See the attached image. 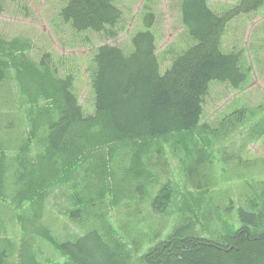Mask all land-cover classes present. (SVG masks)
<instances>
[{
	"label": "trees",
	"instance_id": "obj_1",
	"mask_svg": "<svg viewBox=\"0 0 264 264\" xmlns=\"http://www.w3.org/2000/svg\"><path fill=\"white\" fill-rule=\"evenodd\" d=\"M115 1L64 0L58 16L77 33L115 37L114 29L123 17ZM263 4L264 0H238L223 15L213 12L208 0H180V21L193 43L172 59L164 74H160L152 31L154 15L145 12L143 29L131 36L130 53L108 44L96 49L90 76L94 112L86 114L73 92L71 75L59 77L48 65L47 55L34 61L21 42L0 39V90L7 81H15L19 94L10 96V102L23 110V117L6 118L3 126L5 114H0V131L25 122L16 147L0 136V197L6 198L8 178L14 206L11 218L16 217L21 234L16 245L6 237L0 239V264H10L15 250L19 264H41L35 250L40 241L60 251L61 264H264V188L260 201L251 200L248 209L237 210L239 227L227 228L218 238L201 236L203 229H196L212 209L204 212L197 207L204 200L191 194L192 203H182L179 223L167 238L141 254L149 241L150 226L144 228L142 209L125 199L133 191L124 193L114 186L115 177L140 184L151 174L152 182L149 166L153 158L146 149L149 140L158 141L152 147L158 155L156 164L161 166L157 169L163 171L159 140L168 142L175 136L181 142L182 133L191 134L198 128L210 83L238 89L246 82L250 68L242 64L240 51L223 52L221 38L230 19ZM3 11L0 0V15ZM2 103L0 99V110ZM247 112L243 109L231 115ZM252 131L253 140L263 139L264 149V119ZM7 152L12 157L9 163ZM60 188L68 193L70 208L65 213L82 231L63 242L41 221L46 197ZM171 196L170 186L162 185L150 197L152 213L164 214ZM121 203L124 233L112 217Z\"/></svg>",
	"mask_w": 264,
	"mask_h": 264
},
{
	"label": "rangeland",
	"instance_id": "obj_2",
	"mask_svg": "<svg viewBox=\"0 0 264 264\" xmlns=\"http://www.w3.org/2000/svg\"><path fill=\"white\" fill-rule=\"evenodd\" d=\"M2 1L4 11L0 15V39L5 42H21L28 47L27 53L34 61H40L47 55L48 65L59 77L71 75L73 92L85 114L92 110L94 112L90 76L91 60L96 49L108 44L125 51L130 50V53L131 36L143 29L145 12L154 15L152 31L156 36L160 74H164L175 56L193 43L180 21V0H116L114 4L121 10L123 17L114 29L117 34L115 37L73 31L58 16L64 0ZM208 5L213 12L224 15L238 5V0H208ZM220 46L224 53L240 51L242 64L250 68L246 82L238 89L226 83H210L198 128L191 134L182 133L181 142H177L175 136L172 140L169 138L168 142L159 140L163 151L159 161L165 163L163 171L160 172V168L158 171L157 168L161 166L159 163L157 166L155 161L158 141L153 139L147 142L148 155L153 158L149 166L154 177L152 182L149 181L151 174L146 175L140 184L128 178L123 181L119 177L114 178L115 187L121 188L124 193L133 191V196L125 199L142 209L144 228L150 226L149 241L142 248L141 254L167 238L173 225L179 223L177 221L182 203H192L191 194L196 200H204L197 207L204 212L208 208L212 209L196 226V229H203L201 236L209 238L226 234L227 228L239 227L237 210L248 209L251 200L260 201L264 188L263 139L253 140L252 128L264 119V4L256 11L230 19L225 26ZM15 87V81H7L0 90L3 102L0 114H5V119H1L2 126L6 118L23 117V110L17 109L15 102H10V96L16 98L19 94ZM243 108L248 111L245 115H231ZM19 125L0 131V136L14 147L20 143L25 122ZM125 145L130 152L131 142ZM105 151L103 148L104 154ZM11 158L7 152L8 163ZM164 184L172 190L168 210L164 214L152 213L150 197ZM5 187L6 198L0 197V239L6 237L16 245L21 234L16 217L11 218V207L14 206L11 203L12 189L8 178ZM67 194L65 189L60 188L44 201L41 221L50 227L59 242L73 240L82 233L76 222L70 221L65 213L70 208L66 201ZM108 207L111 210L112 204ZM112 217L124 233L122 203ZM132 239L134 234L129 237L130 241ZM39 246L35 250L39 251L37 258L41 264H61L64 261L60 251L49 242L40 241ZM18 255L15 250L14 256L10 257V264H19Z\"/></svg>",
	"mask_w": 264,
	"mask_h": 264
}]
</instances>
